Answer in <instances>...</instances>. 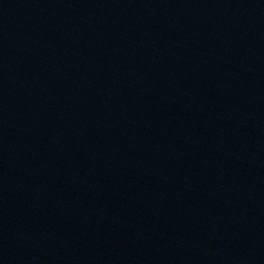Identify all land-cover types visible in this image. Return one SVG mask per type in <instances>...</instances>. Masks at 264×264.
I'll use <instances>...</instances> for the list:
<instances>
[{
    "label": "water",
    "instance_id": "95a60500",
    "mask_svg": "<svg viewBox=\"0 0 264 264\" xmlns=\"http://www.w3.org/2000/svg\"><path fill=\"white\" fill-rule=\"evenodd\" d=\"M0 264H264V0H0Z\"/></svg>",
    "mask_w": 264,
    "mask_h": 264
}]
</instances>
